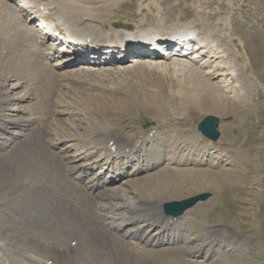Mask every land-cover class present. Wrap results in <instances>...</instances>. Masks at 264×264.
<instances>
[{
    "label": "bare ground",
    "instance_id": "bare-ground-1",
    "mask_svg": "<svg viewBox=\"0 0 264 264\" xmlns=\"http://www.w3.org/2000/svg\"><path fill=\"white\" fill-rule=\"evenodd\" d=\"M8 1L10 0H0V49L1 51L5 49L4 54L0 52V145L4 136L3 133L15 125L23 126V131L19 135L24 138L20 141L14 139L8 148L0 149V169H5L11 178L4 198L25 199L28 198L27 195L30 197L32 193H36L37 198L45 202L48 207H58L57 213L60 214L63 221L72 223L76 221L77 224L82 222V224L88 225L92 233L91 238L101 244L107 254L103 255L104 253L93 245L92 247L87 246L81 251L79 250L83 246L81 242L72 236L67 237V234L60 240L43 241L42 245V238L39 237L38 244L31 246L32 251H36L35 249L38 248L43 250L39 253L41 254L39 263L46 264L50 261L51 264H71V262H73L72 264H99L102 260L104 264H117L121 261V257L124 264H138L134 261L130 263L129 258L133 255L141 256L149 252V250L140 248V243L153 247L184 241L183 251L192 256L200 255L203 249L213 252L216 247H219L221 242L226 239L225 236L220 237L219 232L215 229L216 225L203 224L198 227L199 225L196 224L198 221L194 222L200 211L214 205L212 200L199 201L182 215L174 218L164 214L165 201L163 196L166 192L164 186L170 184L173 186V191L181 193L180 196L184 195L187 190L199 191L203 188L217 190L225 175L222 171L214 169V164H211L213 160L208 158V155L211 151H214L218 156L227 155L225 153L228 139H225L223 146L220 141L211 142L200 137L194 129L181 130L177 133L179 139H174L171 137V133L180 131V129H168L167 126H162L152 135L143 131L141 127L132 131L123 129L118 132L115 128L118 125L113 124L111 122L113 120L106 117L107 102L112 101L116 104L115 107H121L126 111L128 110L127 112H131L133 108L138 110L144 105L145 100L142 99L141 102L139 101L140 104L130 107V102L126 98L106 101L107 97L90 93H87V96H90V101L94 103L96 108H99L96 113H100L102 120L99 122L98 128H94L95 126L93 127L91 123H87L84 127L82 123H79L76 125V129H93L91 135L70 134L68 131L72 127L70 124L58 126L57 130H52L51 125H54L57 115L62 113L60 109L62 105H60L58 98L52 99V97L57 96V90L62 87L63 82L67 79L79 88L90 90H106L107 88V90H113L121 88L120 84H126V79H120L117 88L113 86H109V88L108 85H105L107 81L117 79L120 74L117 71L112 72L111 69L104 68V72H101L102 75H99L97 70L86 64V66H80L81 68H78L77 71H69V66L79 59H90V61H98L103 64L109 62L122 64L127 61L126 56L130 53L143 52L140 54L143 59L136 60V65L129 72L138 81H144L146 80L144 75L146 69H143L145 71L143 74L141 67L138 68L139 65H142L139 62L157 65L160 63L159 59L173 62H176L177 59L187 61V59L176 56L167 59L159 53L153 56V60H147L149 57L148 49L144 51L139 48L143 45L142 40L144 38L164 45L169 44V38H167L169 32H195L197 30L200 45L194 48L192 56L196 57L199 63L194 62V66H189L192 67L191 70L189 69V77L195 83L190 86L189 95H192L205 111L216 113H234L237 111L242 117L247 112L246 97L251 95L254 84L250 75L244 74L247 66L239 46L244 48L249 38L261 39V44L264 45V15L256 18L254 21L256 25L253 22L247 25L249 30L251 29V33L247 35H242L239 31L237 32L236 27V29L234 28L236 18L233 15H230L227 20L225 17L213 22V18L216 17L214 12H206L204 16L201 15V21L198 20L199 22L189 25L167 29L158 25V28L155 26L138 29L135 32H127L125 24L121 25L116 21L107 22L110 19L107 13L108 9L110 10L114 6L106 4V2L101 5L105 8L104 13L94 14L90 5H84V1L87 3L89 0H21L18 4ZM18 5L28 6L29 15L36 18L42 29H45L46 25L48 28L46 32L42 35H36L35 28L29 26V22L17 14L21 10ZM243 21V24L247 23L245 18ZM60 35L66 38L63 40L65 43L71 37V44L66 47L64 45L59 47L57 42L61 41ZM51 37L52 41L47 44V40ZM148 46L154 48L152 43H149ZM65 52H68L69 56H59L60 53ZM56 58L54 65L49 68L47 61ZM261 66V70L256 69L258 70L256 76L258 80L261 78V87L264 90V63ZM36 70L41 71L34 73ZM252 72L254 74L253 69ZM32 73L34 74L32 75ZM109 75L112 76V79ZM124 75L127 77V73ZM189 77L188 79H190ZM30 81L34 86L29 91L15 92L18 87L28 85ZM142 83L129 85V91L139 95L145 90ZM232 83H235L234 88H238V91L234 90L232 94L227 95L229 92L224 90L223 92L222 88L224 86L228 88ZM261 97L256 99L259 101ZM30 101L36 105L35 113L37 116L34 113L31 117L12 119L7 118L3 112L4 108L8 106L12 110L18 109L23 112ZM255 103L258 105L257 101ZM112 106L114 105L112 104ZM261 107L264 110V102L261 103ZM44 108L48 110L49 115L45 120H41L39 117ZM233 122L231 121V123ZM244 125L242 122L241 126ZM229 126L225 125L226 137H229ZM182 142L185 144L180 148L179 145ZM72 150L74 153H70ZM238 155L228 156V158H232L231 161L235 167L241 165ZM164 160L176 168L179 164L192 165V168L177 170V179L171 177L170 169L154 176H148L144 181L143 179L133 181L130 179L134 183L140 182L142 186L150 182L153 185L145 190V196L137 202L128 204L127 209L123 210L126 205L119 203L117 199L125 190L118 187L114 189L111 185L115 183L116 179L121 180L122 176L130 175V172L124 173L125 168L129 165H131V169H137L132 174L135 175L139 174L140 171L157 168L159 163ZM79 161L81 162L79 163ZM94 165H99L96 173L102 171L103 168H111L116 175L107 174L105 180H101L100 175L90 176L88 181L83 182V184L82 177L87 175V172L89 173ZM196 165L206 167L197 168ZM17 191L19 194L14 196ZM101 199L108 200L104 214L96 211V201ZM190 211H193L192 216L181 217ZM189 228L193 229L189 236L179 233V230ZM145 229L146 232H144ZM169 233L176 234L173 235L172 239L162 241ZM63 241L66 244L61 243ZM72 241H76L75 246L71 245ZM95 250L98 251L95 252V260L98 262L90 256V253ZM97 257L100 259L98 260Z\"/></svg>",
    "mask_w": 264,
    "mask_h": 264
},
{
    "label": "rangeland",
    "instance_id": "rangeland-1",
    "mask_svg": "<svg viewBox=\"0 0 264 264\" xmlns=\"http://www.w3.org/2000/svg\"><path fill=\"white\" fill-rule=\"evenodd\" d=\"M8 2L11 3L10 1ZM105 2L111 6H117V8L111 7L112 11L108 9L107 13L110 19L107 22L116 21L121 25L125 24L127 31L129 29L132 30L129 32H135L138 29H146L148 27H157L158 25L166 29L189 25L190 23L201 21V15L204 16L206 12H214L216 13V17L213 18V22H217L218 19L222 20L225 17L227 20L230 15H233L234 18H236L234 28L236 27L238 29L237 32L239 31L242 35H247L251 33V29L249 30L247 25L252 24V22L256 25L254 22L256 18H260L264 15V0H109L108 2L107 0H89L87 3L84 1V5H90L94 14H100L105 11V8L101 7ZM17 14H20L22 17L24 16V12L22 13L21 10H19ZM244 18L247 20L246 24H243ZM248 19L252 20L248 21ZM29 26H33V23H29ZM39 33L41 32L39 31ZM36 34L38 35V32H36ZM260 40L258 38L255 40L249 38L244 48L239 46L241 54L243 53L242 57L245 61V65L248 67L244 70V74H249L254 84L251 95L246 97L248 103L247 112L242 117L237 111L234 113L205 111L201 108V104L194 100L192 95H189L190 86L195 84L189 77V71L192 69V67L190 68L189 66H194V62H198L195 57L193 59H187V61L176 62L159 59L160 63L157 65H148L142 63L143 61L139 62V64L141 63L143 65H139L138 67H141L142 73L145 72L144 70L146 69V74H143L147 81L144 80V82L138 81L132 76V73L129 72L134 68V65H136V60H141L142 58H138L137 55L129 56V54L126 56L127 61L122 64L107 63L105 65L102 64L101 66L93 67L97 70L99 75H102L104 68L111 69L112 72L117 71V73H120L117 79L107 81L105 85H108V87H116L120 79H126L127 82L125 85L120 84L121 88L113 90H107L108 88L106 90L99 89L100 91L90 90L79 88L67 79L63 82L62 87L57 90V96L52 97V99L58 98L60 105H62L60 108L62 113H60L61 115H57L53 123L54 125H51L52 130H57L58 126H68L70 124L72 126L71 130H68L70 134L91 135L93 129H76V125L79 123H82L83 127L86 126L87 123H91L93 127L95 126L94 128H98L99 122L102 120L100 113H96L99 108H96L94 103L90 101L91 97L87 96V93H90L98 94L105 98L107 97L106 101L126 98L130 102V107L140 104L139 101L141 102L142 99L145 100L144 105H139L141 107H139L138 110L133 108L131 112H127L128 110L126 111L121 107H115L116 104L112 101L107 102L106 117L113 120L111 121L113 124L118 125V127H115L118 132L123 129L132 131L140 127L148 131H154L156 127L168 126V129H180V131H173V133H171V137L179 139L177 133L181 132V130L188 131L194 129L197 131L198 123L205 116L213 115L219 120V137L217 142L220 141V144L224 146L223 143L225 139H228L227 146L229 147V145H231L229 148L226 146L225 154L227 155L218 156L214 151L209 152L208 155V158H212L213 160L211 164H214V169L222 171L225 175V178L222 179L221 186H219L217 190H208L207 188L200 189L199 191L187 190L184 195L180 196L181 193L173 191V186L170 184L169 186H164L166 192L163 196L165 202H172L198 193H209L210 197L202 202L212 200L214 205L200 211L198 217H195L194 222L196 223V220L198 221L196 223L199 225L198 227L203 224H215V229L219 232L218 234L220 237L223 238L225 236L226 240H223L220 246L216 247L213 252H208L206 249H203L198 256H192L183 251L185 245L184 241L153 247L140 243V248L149 250V252L141 256L133 255V257L129 258L130 263L134 261L138 264H264V110L262 109L263 107H261V103L264 102V100L262 101V99H264V90L261 87V78L258 80L256 76L258 71L256 69L261 70L262 68L260 67H262L261 65L264 63V45L261 44ZM3 50L1 51L0 49V52H3L2 54L5 52V49ZM147 60L151 61L152 58H147ZM83 62L84 61H79L76 62L75 65L69 66V71H77L78 68H81L80 66H86L81 64ZM54 63V59H51L47 62V66L51 68ZM120 69H122L121 72ZM40 71L41 70H36L34 73H39ZM34 73H32V75ZM124 73H127V77L125 75L123 76ZM109 76L112 79V76ZM188 77L190 79H188ZM188 80L191 83H189ZM141 83L144 85L145 90L139 95L136 92L129 91V85H140ZM234 84L235 83H232L231 86H229L231 88L224 86L222 91H228L229 93H227V95L232 94L234 90L238 91V88H234ZM33 86L34 85L30 81L28 85L18 87L15 92H27ZM260 96L262 97L258 101L256 98ZM255 101L258 102V105ZM112 104L114 106H112ZM36 110L35 103L30 101L27 103V107L23 112L18 109L12 110L10 106L4 108L3 112L7 115V118L23 119L33 116ZM41 114L42 115L39 117L41 120H45L49 115L48 110L45 108ZM167 119L169 120L168 122ZM231 121L234 122L231 123ZM242 122L243 125L245 123L244 126H241ZM225 125H230L228 127V131L230 130L229 137L225 135ZM22 130V125H15L10 127L7 132L3 133L4 136L1 139L2 143L0 149L8 148L9 144L14 139L16 141L22 140L24 137L19 135ZM197 133L202 137L198 131ZM184 144L185 143L182 142L179 147H183ZM70 153H74V151L72 150ZM236 154H239L238 158L241 162V165L237 166L238 168L234 166L235 164L231 161L232 158H228L229 155ZM80 162L81 161H79V163ZM170 165L171 167H169ZM170 165L164 160L159 163L157 168L140 171L139 174L135 175L132 174L136 169H131V165H129L124 173L130 172V175L122 176L121 180L116 179L115 183L112 184L113 186L111 185L114 189L118 187L119 189L125 190L121 192L120 198L117 199L119 203L126 205L123 210L127 209L128 204L137 202L141 197L145 196V190L153 185V183L150 182L142 186L140 182L134 183L131 182L130 179L132 181L143 179L144 181L148 176H154L168 169H170L169 173L171 177L177 179V170H188L192 168V165L185 164H179L177 168L172 164ZM98 167L99 165H95L89 173L87 172L85 180L90 176L100 175L102 179L106 178L107 174H112L111 170H107L103 174L100 172L96 173ZM196 167L205 168L206 166L199 167L196 165ZM152 178L155 180L157 179L156 177ZM160 179L162 180V178ZM10 181V175L5 169H0V264H41L39 263V259L41 258V254L39 253L43 251L42 248L32 251L31 246L38 244L39 237L42 238V245L44 243L43 241L63 239L66 237V234L67 237L72 236L77 239V241L81 242L83 246H81L79 250L82 251L86 249L87 246L92 247L93 245L100 252H103V255L106 254L101 244L91 238L92 233L88 225L82 224V222H78L77 224L76 221H73V223L66 220L63 221L60 214L57 213L58 207H48L45 202L37 198L38 196H36V193H34V195L31 192L32 196L30 193V197L27 195L28 198L25 199L4 198ZM87 181L88 179L86 182ZM83 182L84 179L82 183ZM133 183L137 187H135ZM17 194H19L18 191L14 193V196ZM26 199L28 200L26 201ZM107 202V199L98 200L96 204L97 212L104 213L102 209H104ZM192 214L193 211H190L181 217H189L192 216ZM144 232H146V229ZM179 232L189 236L193 232V229L179 230ZM174 234L176 233H169L162 241L172 239ZM66 242L68 243V240ZM66 242L63 241L61 243L66 244ZM75 244L76 241L71 245L75 246ZM95 252L98 251L95 250L90 253V256L93 257L94 260L96 259ZM8 258L12 259V261H9ZM97 259L99 260L100 257H97ZM120 260V263L118 262L117 264H124L121 257ZM72 263L73 262H71V264ZM46 264H51V262L48 261ZM99 264L104 263L100 260Z\"/></svg>",
    "mask_w": 264,
    "mask_h": 264
},
{
    "label": "water",
    "instance_id": "water-1",
    "mask_svg": "<svg viewBox=\"0 0 264 264\" xmlns=\"http://www.w3.org/2000/svg\"><path fill=\"white\" fill-rule=\"evenodd\" d=\"M218 125V118L212 115L204 117L198 124V129L201 133L212 140H216L219 132L216 129ZM208 193H201L182 201H173L164 203V211L167 214L177 216L180 215L186 208L193 205L197 200L205 199Z\"/></svg>",
    "mask_w": 264,
    "mask_h": 264
}]
</instances>
